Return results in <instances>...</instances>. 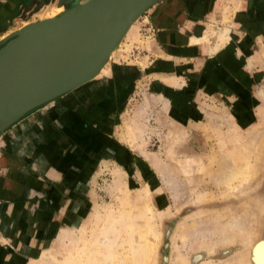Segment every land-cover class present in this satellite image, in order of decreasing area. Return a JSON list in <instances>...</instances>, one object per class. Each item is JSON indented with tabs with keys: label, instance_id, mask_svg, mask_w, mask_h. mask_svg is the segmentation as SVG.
Segmentation results:
<instances>
[{
	"label": "rangeland",
	"instance_id": "obj_1",
	"mask_svg": "<svg viewBox=\"0 0 264 264\" xmlns=\"http://www.w3.org/2000/svg\"><path fill=\"white\" fill-rule=\"evenodd\" d=\"M75 2L0 0V39ZM154 3L95 79L111 80L115 90L95 94L75 125L95 142L71 194L84 200L82 217H62L52 237L37 236L29 259L5 252L6 264H253L252 246L264 239V0H219L199 15L208 29L190 35L215 36L210 50L228 39L232 23L242 26L237 61L217 81L204 71L208 59L198 69L151 67L155 36L145 27ZM127 125L136 126L134 136ZM246 160V183H220L225 164Z\"/></svg>",
	"mask_w": 264,
	"mask_h": 264
},
{
	"label": "crops",
	"instance_id": "obj_2",
	"mask_svg": "<svg viewBox=\"0 0 264 264\" xmlns=\"http://www.w3.org/2000/svg\"><path fill=\"white\" fill-rule=\"evenodd\" d=\"M218 2L156 1L147 13L155 36L148 39L147 50L154 54L151 67L169 69L171 64L177 69L187 63L198 69L208 59L204 71L209 78L224 77L237 61L238 48L233 43L242 26L232 23L228 39L215 50H210L215 36L208 35L209 42L190 40V34L208 29L199 15L213 13ZM152 73L160 76L161 71ZM101 79L68 97L27 110L0 132V264L7 263L3 256L7 251L15 261L29 259L36 252L37 236L52 237L60 230L62 217H82L78 209L84 200L71 194L77 190L81 167L88 160L87 152L92 156L95 142L87 129L79 135L75 125L80 118L85 121L82 111L95 94L105 86L115 90L111 80ZM80 153H85V159Z\"/></svg>",
	"mask_w": 264,
	"mask_h": 264
},
{
	"label": "water",
	"instance_id": "obj_3",
	"mask_svg": "<svg viewBox=\"0 0 264 264\" xmlns=\"http://www.w3.org/2000/svg\"><path fill=\"white\" fill-rule=\"evenodd\" d=\"M156 1L87 0L79 9L73 4L65 14L42 22L30 21L0 39V131L83 77L106 54L130 19ZM78 29L87 32L86 42L67 60L21 53L20 46L25 42L20 37L32 31L46 30L45 37L65 34L72 39Z\"/></svg>",
	"mask_w": 264,
	"mask_h": 264
},
{
	"label": "bare ground",
	"instance_id": "obj_4",
	"mask_svg": "<svg viewBox=\"0 0 264 264\" xmlns=\"http://www.w3.org/2000/svg\"><path fill=\"white\" fill-rule=\"evenodd\" d=\"M75 4H77V5H75L74 8L78 7V9L82 5L79 3V0H76ZM69 7L70 6L60 4L59 6L52 8V10L46 15V17L52 18V17H55L56 15L65 14L68 11L67 9ZM139 15H140V12L136 13L130 19V21L122 28V30L119 32V34L117 35V37L113 41L109 50L101 58V60L97 64L94 65L93 68H91L85 75H83V77H81L74 84L69 86L67 89H65L64 91H62L58 95L66 94V93L70 92L71 90L75 89L76 87H79V86H82L83 84H87V83L94 81L97 78V76L100 74V72L104 69V67L107 65L108 60L110 59L112 53L115 50H117V48L119 47V43H120L122 37L128 31L131 24L139 17ZM45 20H47V19H44V20L42 19L41 22L45 21ZM223 31L226 32L227 30H223ZM39 32L40 31H32V32L26 34L24 37L23 36L20 37V39L24 40V42H25V43H22L20 46L21 49H23L21 51V53L22 52L23 53L31 52L32 54L36 53L37 55H35V56H38V57L45 56V55H51V56H53V59H55V60L56 59L67 60V58L74 57L86 42L87 32L84 29L79 30V32L76 31L74 33V36L72 39L68 38V36H66L65 34H61V35L55 36V37H51L49 35L48 36L46 35V37H45L46 30H43V32H41V33H39ZM190 38H191L190 40L193 42L200 40L199 37H195V36L194 37L191 36ZM200 38H202V37H200ZM204 38H206V36ZM224 41H225V39H224ZM133 125H135V124H133ZM133 125L132 126L127 125V127H128L127 131H128L130 136L133 134V132L136 128V126H135L134 129H132ZM132 136H134V135H132ZM156 163L158 164L157 161H156ZM160 164L163 165L161 162H160ZM160 164H158V165H160ZM250 167H251V164H250L249 160H246L243 165H241L237 168L233 167L232 165H226L225 164L223 172L220 176L221 177L220 183L225 185L228 189L233 188L234 185L236 186L237 184L240 185L242 183H246V181L248 180V177L250 176V173H251ZM158 168H160V167L158 166ZM161 169L160 170L158 169V171H161ZM162 171H164V169H162ZM164 180L167 182L169 179L167 180L164 178ZM251 250H252L253 264H264V239H262L261 241L260 240L256 241L253 244ZM143 261H145V260H143ZM147 263H144V264H147Z\"/></svg>",
	"mask_w": 264,
	"mask_h": 264
},
{
	"label": "built area",
	"instance_id": "obj_5",
	"mask_svg": "<svg viewBox=\"0 0 264 264\" xmlns=\"http://www.w3.org/2000/svg\"><path fill=\"white\" fill-rule=\"evenodd\" d=\"M145 31L147 32V35H153L154 34V29L151 25H147L145 27Z\"/></svg>",
	"mask_w": 264,
	"mask_h": 264
}]
</instances>
